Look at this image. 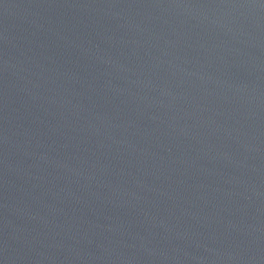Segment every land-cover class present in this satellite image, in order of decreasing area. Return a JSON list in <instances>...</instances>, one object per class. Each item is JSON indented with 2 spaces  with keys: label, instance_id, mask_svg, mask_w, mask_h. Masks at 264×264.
<instances>
[{
  "label": "water",
  "instance_id": "water-1",
  "mask_svg": "<svg viewBox=\"0 0 264 264\" xmlns=\"http://www.w3.org/2000/svg\"><path fill=\"white\" fill-rule=\"evenodd\" d=\"M0 264H264V0H0Z\"/></svg>",
  "mask_w": 264,
  "mask_h": 264
}]
</instances>
